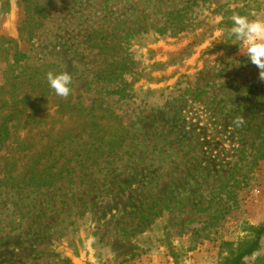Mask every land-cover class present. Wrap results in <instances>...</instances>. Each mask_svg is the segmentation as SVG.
I'll list each match as a JSON object with an SVG mask.
<instances>
[{
  "label": "rangeland",
  "instance_id": "rangeland-1",
  "mask_svg": "<svg viewBox=\"0 0 264 264\" xmlns=\"http://www.w3.org/2000/svg\"><path fill=\"white\" fill-rule=\"evenodd\" d=\"M34 5L30 38L20 21ZM172 9L185 25L173 34ZM234 11L264 18V0H0V35L25 63L70 73L83 114L112 116L126 134L109 144L87 130L57 147L38 167L59 173L46 187L27 177L52 135L33 130L39 148H22L26 131L11 123L0 264H225L251 239L264 220V159L252 157L264 82L227 35ZM126 54L140 72L123 76L120 97L106 70ZM245 264H264V235Z\"/></svg>",
  "mask_w": 264,
  "mask_h": 264
},
{
  "label": "trees",
  "instance_id": "trees-1",
  "mask_svg": "<svg viewBox=\"0 0 264 264\" xmlns=\"http://www.w3.org/2000/svg\"><path fill=\"white\" fill-rule=\"evenodd\" d=\"M33 8L32 12L30 10ZM40 6L29 7L20 21L21 30L31 38V23L34 16L42 13ZM170 18L171 34L174 30L182 29L185 25L181 22V9H172L167 13ZM163 29L157 30L162 32ZM189 46L185 47L188 48ZM183 49V50H185ZM182 50V51H183ZM180 51V52H182ZM128 54L111 56V69L106 70V75L111 76V81H118L121 86H117L112 93L125 97V89L132 81H124L123 76L138 74L140 71L134 70L133 66L126 64ZM27 53L18 47L15 40L0 35V147L9 137L11 123L16 121L26 134L21 139L22 148H41L37 156H33V173L27 177V182L36 186H51L56 181L58 172L49 173L45 167H38L41 161L52 155L56 148L79 138L87 130L97 132L99 140L105 139L107 143L122 144L126 139L124 128L117 123L115 118L107 116H86L83 114L84 108L72 100L71 94L67 98L58 97L49 86L46 73L53 71L59 73L55 65L48 63L44 66H30L25 63ZM162 65L161 62H154L152 67ZM105 76V77H107ZM117 119V118H116ZM118 120V119H117ZM119 122V121H118ZM36 130L37 134L44 136L52 135L49 141L36 147V141L28 140L29 134ZM40 130H42L40 132ZM54 133V135L52 134ZM44 135V136H43ZM257 141L254 145L252 157L256 160L264 159V121L258 126L255 135ZM38 138V137H37ZM28 173V170H27ZM26 174V173H24ZM8 177H11L9 175ZM26 179V178H25ZM251 239L235 253H232L225 261V264H245V259L251 256L260 247L261 239L264 235V220L252 229Z\"/></svg>",
  "mask_w": 264,
  "mask_h": 264
},
{
  "label": "clouds",
  "instance_id": "clouds-1",
  "mask_svg": "<svg viewBox=\"0 0 264 264\" xmlns=\"http://www.w3.org/2000/svg\"><path fill=\"white\" fill-rule=\"evenodd\" d=\"M232 26L227 31L229 39L235 38L239 42V51L259 70L258 78L264 82V18H252L247 15H241L238 12H233L230 17ZM221 34L213 41H223L220 39ZM46 79L54 90L55 94L61 98H67L71 92L70 85L72 83V76L67 71L54 73L48 71ZM244 118L237 116L233 123L236 126L244 124Z\"/></svg>",
  "mask_w": 264,
  "mask_h": 264
}]
</instances>
